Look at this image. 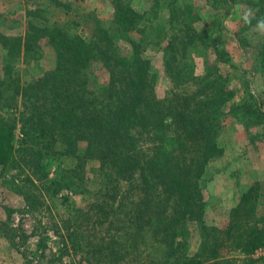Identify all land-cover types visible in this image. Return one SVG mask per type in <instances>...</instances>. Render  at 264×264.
I'll return each instance as SVG.
<instances>
[{
  "label": "trees",
  "instance_id": "16d2710c",
  "mask_svg": "<svg viewBox=\"0 0 264 264\" xmlns=\"http://www.w3.org/2000/svg\"><path fill=\"white\" fill-rule=\"evenodd\" d=\"M235 1L215 0L213 8L231 14ZM114 9V22L130 45L127 55L101 26L91 41L71 36L59 25L28 31L25 39L0 34L6 76L0 86L8 82V91H20L14 84L18 78H11V66L23 53L33 52L43 40L56 52L55 69L25 89V95L35 100L26 120L31 128L23 129V154L26 160L31 158L24 162L36 170L34 176L44 171V157L58 145L64 148L63 155L77 160L60 180L41 182L55 197L67 194L69 213L54 231L61 241L59 258L73 252L86 264H231V254L240 253L251 264L264 261L253 259L264 249L261 182L243 194L226 224L209 225L204 218L201 182L209 164L225 154L219 142L222 117L233 99L228 75L198 76L190 59L195 43L210 37L208 29L174 35L165 42V68L173 87L164 101L142 44L143 15L123 0H116ZM96 65L105 70L108 81L93 91L90 81ZM16 129V124L0 122L2 170L13 168L16 160ZM81 144L86 146L83 155L78 153ZM90 161L99 163L103 181L99 190L92 188L87 176ZM32 175H26V180L0 178L5 192L22 197L28 214L37 213L43 205L25 183H34ZM124 183L127 190L123 192ZM136 191L139 200H134ZM70 195L84 205L72 204ZM101 199L107 201L101 204ZM191 223L198 224L194 253L189 249ZM5 225L0 221V234L12 231ZM104 226L105 235L92 236L91 230ZM38 251L41 263L56 261L44 239Z\"/></svg>",
  "mask_w": 264,
  "mask_h": 264
},
{
  "label": "rangeland",
  "instance_id": "374dc122",
  "mask_svg": "<svg viewBox=\"0 0 264 264\" xmlns=\"http://www.w3.org/2000/svg\"><path fill=\"white\" fill-rule=\"evenodd\" d=\"M115 1L0 0V34L25 39L28 31L34 33L40 28L54 29L59 25L65 27L71 36L91 41L96 27L101 26L113 34L121 52L127 55L130 53V45L114 22ZM123 2L143 15L141 26L145 34L141 37L142 44L146 58L151 60L152 72L158 78L159 97L164 101L170 97L173 87L165 68V42L174 35L184 37L188 31L202 33L208 29L210 37L195 43L190 49V59L194 61L198 76L216 78L220 74L228 75L233 99L225 107V115L222 117L223 129L219 142L225 154L209 164L201 182L205 198L204 218L209 225L226 224L230 210L240 203L243 194L255 182L262 184L259 211L264 215V33L256 31L255 27L257 21L264 17V0H255L254 3L252 0H236L231 14H226L225 9L213 8L215 0ZM249 10L250 23H246L243 16ZM133 37L138 39L135 35ZM4 57L5 51L0 46V82L6 79ZM11 67V78H18L14 84H18L20 91H8V82L0 86L3 93L0 95V122L17 126L16 160L13 168H0V178L16 176L26 180V175H32L35 169L24 162L27 156L24 158L23 154V129L26 125L31 128L26 120L33 113L31 103L35 99L28 98L25 89L55 69L56 52L48 40H43L33 52L23 53ZM92 76L90 84L93 91L108 81L100 65L95 66ZM63 149L61 145L56 146L42 161L44 171L39 176L32 175L34 183L25 182L31 185L33 195L43 202L37 213L28 214L22 197L5 192L0 187V221L6 222V230H12L8 234H0V264H49L50 260L40 262L42 255L38 246L42 239L50 255L56 258L53 264H86L80 255L73 252L59 258L61 241L54 231L69 213L64 201L67 194L55 197L44 190L41 183L45 184L55 178L60 180L64 170L76 166L77 160L63 155ZM85 150V144H81L79 155H83ZM87 168L92 188L99 190L103 182L100 181L99 163L90 161ZM126 188L127 185L122 184L121 191L124 192ZM140 196L136 191L134 200H139ZM69 197L72 204L84 205L80 198L75 199L72 195ZM106 201L101 199V204ZM107 203L111 204V198ZM190 227L192 238L189 249L194 253L199 243L198 224L191 223ZM103 230H107V226L93 229L91 234L93 236L96 233L98 237L105 235ZM230 257L231 264H251L240 253H233ZM263 258L264 249L253 256L255 260ZM257 263L264 264V261Z\"/></svg>",
  "mask_w": 264,
  "mask_h": 264
},
{
  "label": "clouds",
  "instance_id": "9594fccd",
  "mask_svg": "<svg viewBox=\"0 0 264 264\" xmlns=\"http://www.w3.org/2000/svg\"><path fill=\"white\" fill-rule=\"evenodd\" d=\"M251 15V10H249L248 12H246L243 16V19L246 23H250L249 20V16ZM256 31L260 32V33H264V17H261L256 24Z\"/></svg>",
  "mask_w": 264,
  "mask_h": 264
}]
</instances>
